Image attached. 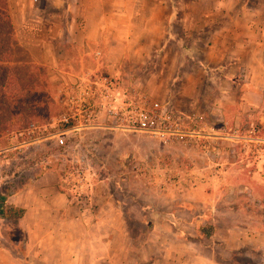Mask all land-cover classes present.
Segmentation results:
<instances>
[{"label": "rangeland", "instance_id": "374dc122", "mask_svg": "<svg viewBox=\"0 0 264 264\" xmlns=\"http://www.w3.org/2000/svg\"><path fill=\"white\" fill-rule=\"evenodd\" d=\"M46 6L51 17L45 25L23 31L36 42L50 43L30 49L17 42L11 61H0L22 77L30 69L29 76L40 82L37 90L47 96L44 109L28 113L25 107L0 132V196L23 193L37 176L51 172L79 210L105 213L121 200L119 208L130 210L127 225L140 245L149 226L137 220L144 212L132 203L154 196V208L162 210L160 199L176 197L175 189H162L181 183L182 194L199 186L197 228L204 235L223 221L238 224L242 216L250 231L264 232V0H50ZM67 19L90 25L92 43L68 40V25H62ZM110 25L136 27L116 32ZM142 25L167 26L147 30ZM194 55V63L186 61ZM234 55L243 64L232 84L220 68ZM89 71L166 104L181 115L185 133L164 143L143 133L91 128L68 131L65 144L58 145L50 138L66 129L51 125L63 113L58 89ZM33 124L39 128L28 132ZM23 130V137L15 135ZM227 165L231 172L224 175ZM215 217L221 220L216 223ZM35 225L29 218H0L1 244L26 256V231ZM253 247H246V257L235 254L224 261L264 264V254Z\"/></svg>", "mask_w": 264, "mask_h": 264}, {"label": "crops", "instance_id": "0c3cea01", "mask_svg": "<svg viewBox=\"0 0 264 264\" xmlns=\"http://www.w3.org/2000/svg\"><path fill=\"white\" fill-rule=\"evenodd\" d=\"M48 1L50 0H6L11 23L22 46L31 49L33 46L50 43L43 42V39L36 42L23 31L33 32L34 29L28 28V25H38V28L39 25H45L44 20L51 17L46 14ZM66 21L62 22V25H68L66 32L72 36L68 40L76 42L79 46L92 43L87 31L90 25H75L69 23L68 19ZM166 26L142 25V28L163 30ZM123 27L131 31L136 25H110V29L116 32ZM233 30L237 31L238 27ZM237 35L241 40L240 33ZM117 40L116 42H120ZM131 44L129 41L128 46ZM155 45L157 43L152 44ZM195 55L186 58V61L194 63ZM255 58L261 69L262 59L259 55ZM242 64L240 57H230L220 68L222 78L235 83L234 71H239ZM207 71L211 72L209 67H206ZM236 90L238 88L234 87L233 92ZM223 92L228 94L229 91L224 89ZM222 169L224 175L231 172L230 165ZM157 189L161 192V188ZM165 190H174L173 196L176 197L160 199L158 204H164L162 210L154 208L157 206L154 196L151 200L143 199V202L132 203L140 205L144 212V216L137 220L141 219L149 226L143 242L136 245L127 225L130 221V210H120L119 207L123 205L121 200L113 202L114 208L111 207L105 213L102 211L95 214L79 210L69 195L60 190L58 178L51 172H46L36 177L23 193L9 196L8 202L11 205L26 210L22 219L25 221L29 218L36 225L35 230L26 231V256L19 254L13 247L1 244L0 241V264H232L224 260H230L235 254L246 257V247L250 244L254 246L253 252L264 254V232L250 231V228L244 225L243 216L238 224H229L230 220L223 221L224 225H217L216 232L210 236L198 230L199 217L196 207L201 204L197 193L199 186H190L184 194L182 192L185 189L181 183L162 189ZM27 196H30V202L26 201ZM220 220L218 217L214 218L216 223Z\"/></svg>", "mask_w": 264, "mask_h": 264}, {"label": "built area", "instance_id": "2783aa9c", "mask_svg": "<svg viewBox=\"0 0 264 264\" xmlns=\"http://www.w3.org/2000/svg\"><path fill=\"white\" fill-rule=\"evenodd\" d=\"M97 56H101V51ZM120 89L113 80L104 75L98 77L90 71L60 87L57 98L62 103L63 113L51 125H63L66 129L50 138L54 137L58 145H64L68 131L106 128L143 133L170 143L185 133L181 128V115L171 111L166 104L137 91ZM38 128L33 124L28 132ZM25 132L19 131L15 135L23 137Z\"/></svg>", "mask_w": 264, "mask_h": 264}, {"label": "trees", "instance_id": "16d2710c", "mask_svg": "<svg viewBox=\"0 0 264 264\" xmlns=\"http://www.w3.org/2000/svg\"><path fill=\"white\" fill-rule=\"evenodd\" d=\"M4 4V6H2ZM18 40L14 25L11 23L7 11L6 0H0V61H11L13 49L18 46ZM31 70L28 69L24 77L11 69L10 66L0 65V132L10 126L12 119L22 113L27 107L31 110L44 109L47 103L46 94L39 93L37 87L40 82L30 77ZM25 77H30L27 80ZM38 177V176H37ZM16 193V192H15ZM17 194V193H16ZM11 195V194H10ZM9 195L0 196V218L20 221L25 214L23 207L9 205Z\"/></svg>", "mask_w": 264, "mask_h": 264}]
</instances>
